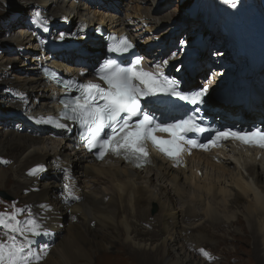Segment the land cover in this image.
<instances>
[{
	"label": "bare ground",
	"instance_id": "bare-ground-1",
	"mask_svg": "<svg viewBox=\"0 0 264 264\" xmlns=\"http://www.w3.org/2000/svg\"><path fill=\"white\" fill-rule=\"evenodd\" d=\"M165 1L131 0L137 8L135 11L140 12L139 16L147 17V23L152 24L144 31L139 30L137 36L152 29L159 34L157 39L166 35L173 36L168 24L176 9L161 11V6L168 5ZM27 2H35L31 10L34 13L42 10L45 14H52L57 10L64 19L67 17L66 30L71 29L69 24L79 18L81 36L80 39L76 38L80 42L79 47H73L75 41L72 37L67 38V43L46 41L45 45L51 49L45 48L43 51V48L34 46L44 56L35 55L31 60L40 68L45 62L48 66L75 75L97 61L98 56L94 51L100 49L99 43L103 41L97 35L98 30H117L122 27L126 18H135V11L133 14L129 11L124 18L117 17L114 13L119 7L113 2L106 4L107 11L113 12L105 14L98 11V17L94 14L89 18L85 15V8L88 9L89 5L80 3V0H26ZM237 2L233 10L222 8L216 0H196L192 7L200 13L207 26H220L221 33L228 34L227 43L231 50L228 58L238 61L243 55L242 47L249 53H263L261 55L264 58V42L259 43L255 34L239 43V49L233 46L236 39L245 38L247 34L245 22L241 18L244 13L241 7L246 8L256 3L255 0ZM126 10H130V7ZM186 19H191L188 13H185L184 20ZM247 23L250 24L251 20L248 19ZM90 28L91 32H88ZM14 33L18 35H13L11 42L15 41L16 47L21 50L29 46L34 38V33L24 28H19ZM194 33V37L189 38L191 45L202 38L203 30L199 31V37L196 36L198 33ZM91 35L97 38L93 39ZM149 44L154 42L146 38L138 47L149 55L152 52ZM165 46L161 45L160 53L163 56L170 52ZM200 46L202 50L205 48V45ZM59 48L63 50V54H52V50ZM172 48H175V56L177 53L179 56L191 51L187 43L171 45L170 49ZM206 50L198 52L200 59L195 58V62H199L197 69L202 66ZM162 55L152 56L156 58L153 63L166 70L172 58L166 59L168 63L165 65ZM178 61L181 62L180 59ZM190 61L194 63V59L189 58L187 63V66L192 67L193 63L190 65ZM257 61L256 57L248 64L244 61L235 75H239L241 80L249 78L245 68L249 66L257 71ZM22 66L16 81L0 77L2 102L9 100L4 96L5 92H13L25 98L21 100L18 96L14 97L11 102L6 103L9 106L3 108L6 113L0 112V189L7 190L20 200V206L30 209L48 230L49 234L41 237L43 242H38V237L34 241L37 250L48 245L47 255L39 264H91L92 254L96 261L93 264H101L107 257H113L112 254L118 260L112 264H218L217 260L212 263L211 259L203 256L199 246L201 243L212 246L218 241H225V235L218 236L217 232L223 227H226L231 244L235 245L232 250H224L223 255L230 260L237 259L239 243L242 242L247 245L243 251L250 255L253 264H264V152L258 157L257 153L235 149L233 156L236 158L233 159L224 151L194 153L188 158L186 167L177 169L160 159H155L154 166L145 169H134L119 159H106L97 163L91 154H85L74 143L75 131L68 134L62 130H54L44 123H36L37 119L54 112L59 93L54 87L48 88L44 83L41 85L43 78L39 76L40 68L28 67V63H23ZM5 69L1 65L0 74ZM201 71L200 75L204 76L203 68ZM180 74L184 75L182 72ZM262 74L264 69L257 77ZM253 75L255 74L250 76ZM216 76V72H213L210 92L215 90L220 80ZM235 78L237 77H233ZM262 82L264 81H259ZM28 84L38 91L31 104L25 102L28 101V90L25 87ZM221 88H225V85L217 89ZM241 89L242 87L238 88L236 92ZM251 89L253 87H249L247 97L250 96ZM223 95L220 93L221 97ZM255 96L257 100H253L251 110L247 113L243 107L238 110L242 111V116L247 120L264 118V91L256 90ZM14 111H21L24 116L32 119L25 126V132L10 127L11 118H17V112L12 116ZM20 122L23 123L22 120ZM43 133L48 134L42 136ZM37 165H43V170L34 176L29 175V170ZM65 183L73 186L79 199H65ZM42 205L45 207H41ZM151 206L158 208V213L153 217L148 214ZM66 214L74 221L70 219L65 230L62 218ZM181 217H186L187 224L180 222ZM56 229L63 230V233L65 230L58 244L50 241ZM240 234L242 235L239 236ZM5 238V231L0 228V239ZM205 251L214 257L211 250Z\"/></svg>",
	"mask_w": 264,
	"mask_h": 264
},
{
	"label": "snow or ice",
	"instance_id": "snow-or-ice-1",
	"mask_svg": "<svg viewBox=\"0 0 264 264\" xmlns=\"http://www.w3.org/2000/svg\"><path fill=\"white\" fill-rule=\"evenodd\" d=\"M34 23H40L44 26V31L48 30L46 21L40 19L38 12ZM60 38L63 39V34ZM132 48L133 44L128 37L121 35L113 37L108 51L127 53ZM163 63L166 65L168 61ZM44 72L49 75L50 70L44 69ZM96 74L103 84L96 81L78 83L75 80H56L58 84L63 83L65 89H75L78 94L60 100L62 108L58 118L49 116L46 119H37L36 123L52 124L62 129L69 127L62 121L77 123L81 130L79 139L89 151L97 149V159H104L110 154L136 167L151 163L149 144L172 160L173 166H180L183 162L182 154L190 153L192 148L207 151L221 146L222 141H238L243 145L264 149V127L223 128L216 130L206 142L189 138V133L206 131L198 122L195 113L200 111L198 105L204 103L209 92L208 84L185 93L180 90V82L167 77L159 65L154 71L145 70L140 56L127 64L118 63L111 58L106 59L96 70ZM52 76L55 78L54 73ZM159 94H168L196 106L193 114L173 119L171 122L159 121L141 103L143 99ZM157 133H166L167 137ZM42 170L43 165H37L28 174L34 176ZM64 192L66 200L79 199L70 183L64 184ZM12 208L11 212H0V227L5 229L6 237L0 239V264H39L47 255L48 245L45 244L37 250L34 241L36 237L48 235V230L30 209L27 216L20 219L18 217L24 209L16 208L15 203ZM199 251L206 258H212L204 249Z\"/></svg>",
	"mask_w": 264,
	"mask_h": 264
},
{
	"label": "rangeland",
	"instance_id": "rangeland-1",
	"mask_svg": "<svg viewBox=\"0 0 264 264\" xmlns=\"http://www.w3.org/2000/svg\"><path fill=\"white\" fill-rule=\"evenodd\" d=\"M31 1H36V0H31ZM158 1H161V0H158ZM219 1H220L221 5L223 2H225L224 0H219ZM111 2H113V4H115V5H118L119 9L116 10V13H114V14L119 18H124L129 11L132 12L131 14H133L135 9H137L135 4L133 2H131V0H80V3H82V4L86 3L87 5H89L88 9L85 8L86 9L85 15L87 18L93 17L94 14L95 15L97 14L96 16L98 17V11L100 13L104 12L105 14H108V12H113L112 10L107 11L108 7L106 4H110ZM190 2L191 1L188 0L182 4L180 0H178V1L172 0L171 2H168V5L161 6V8H160L161 11L166 10V9L168 11L176 9V12L174 14L173 19H171L169 24H168V29H170L173 33L175 31H177L179 33L174 34L172 37H169L166 44L175 42L180 38L181 39L183 38L186 42L188 41V38H193L195 33L193 34L191 32L192 30H194L190 27L191 21L194 24V28H195L194 32L197 31L196 27H198V26L201 27L202 29H204V26L201 22L202 19L200 18V15H197V17L194 20L193 19L184 20L185 11L188 8V6L190 5ZM34 3L35 2H33V3L27 2L26 3V0H0V66L2 65V66L6 67V69L0 74L1 78L8 77V79H10L12 81H16L17 78L19 77V75L21 74L19 70L23 67L22 66L23 63H25V64L28 63V67L29 66H31V67L36 66L34 69L40 68V66L38 64H33V62L31 60L33 59L32 57L35 55H41V57H43L44 54H42V52H40L41 50L34 49V46H38L40 48H43V51H45L46 50L45 48H49L48 45H45L46 41H59V42L64 41L65 43H67L68 37H72L74 40L77 37L80 39L81 34H80V22H78L79 18H76L72 24H69V25H71V27H69L71 29L66 30L65 28H66V24L68 21L67 17H65V19H64L59 12H56L57 10L56 11L54 10L52 12V14H45L42 12V10L38 9V10H40L38 13L39 14L41 13L40 19L43 21H46V26L48 28L47 31H44V26H42L40 23H34V19L36 18V15H35L36 13L31 11L34 8V6H33ZM256 3L261 8L262 0H256ZM155 6H153V7H155ZM129 7H130V10L127 11L126 9ZM255 8H256V6L250 8L249 10H255ZM139 14H140V12H137V11L134 12V16H135L136 20L138 19ZM180 15L182 16L181 18H180ZM129 16H132V15H129ZM257 19H259V18H257ZM69 21H70V19H69ZM139 26L142 27V31H144V29H146V28H143L142 23H139ZM19 28H24V29L30 30L34 33L33 34L34 35L33 40L31 39V42L28 44L30 47L27 46L24 49L22 48L23 50L16 47L17 45L15 44V41L11 42V37L13 35L14 36L18 35L14 32ZM219 30L220 29H218V31ZM61 34H63V39L60 38ZM204 35L208 36L212 42H216L219 40V38H217L216 35L209 33L208 31H206ZM156 36L158 37L159 34L155 33V32H151V34L145 35V37L148 39L150 37H156ZM207 41H209V40H207ZM218 43H219V41L217 42V44ZM99 44H100L99 45L100 48H102L103 42L101 41ZM211 44H210V42H208V46L209 47L211 46V47L208 50L207 56H205L204 59L206 61H211L212 63H215V64L220 63V65H219L220 71H218L220 74L227 75V74L233 72V70L235 69V66H236L235 61L232 59H228V58H226V60H223L225 58V56H222L220 58L215 57L214 55L218 52L222 55L227 54V52L225 49H216ZM26 45H27V43H26ZM194 46H196V45H194ZM194 46H190V48H193ZM153 47H154L153 54H157L160 49L157 48L154 44H153ZM221 47L224 48L223 45H221ZM49 49H51V48H49ZM173 50H175V49H173ZM52 51H54L52 54H54V53L63 54V50L61 48L55 49ZM170 53H171V51L169 52V54ZM172 55H173V53H172ZM43 65H46L45 62H43ZM34 69H32V70H34ZM207 71L208 70H206V72ZM221 71L223 73H221ZM206 72H205V76H206ZM37 73H39V72H37ZM39 76H40V74H39ZM226 79H227V77H224L223 81H226ZM41 82H42L41 85H43V83H44L45 86H47L43 79L41 80ZM25 87H26V90H28V96H27L28 101H25V102L27 104H31L35 98V95L38 94V91H37V89H34L33 87H31L29 84L26 85ZM12 93L13 92H10L9 94H7L5 92L4 96L7 99H9L8 100L9 102H11L14 97L18 96V94L16 95V93H13V94ZM17 98L21 99V100L25 99L23 96L22 97L18 96ZM8 101H6L4 103L0 100V109L2 110L0 112H2L3 114L6 113V111H4L5 109H3V108H7L9 106V105L7 106V104H6ZM15 112H17V118L18 119L15 117H12L11 118L12 120L10 122L11 123L10 127L12 129L14 128V129L19 130V132H25L24 128H26L25 126L29 125V123L27 124L25 121H22L23 123L20 122L21 121L20 116L23 115L21 111L20 112L14 111L12 113V116H14ZM47 134L48 133H43L42 136L43 135L46 136ZM51 137H52V135H51ZM37 147L39 149V145ZM83 177H85L84 174H83ZM87 177H89V176H87ZM87 179H90V177ZM0 192L4 193L6 196V197H0V200H1L0 212H5V211L11 212L8 210H1V209H3L5 204L7 205V204L11 203V205L13 206V204L15 203L16 208L24 209V212L21 213L18 218L22 219L24 215L28 214L27 207H25L24 205L20 206L21 205L20 200L14 198V196H12L7 190H3V189L1 190L0 189ZM218 200H220V198ZM6 209H8V208H6ZM12 210H13V208H12ZM157 213H158V208L151 206L150 211L148 212L149 216L153 217ZM70 219H71L70 216L67 214L62 218V224H63L65 230L67 229L66 225H68V222H70ZM182 219H184V220H182ZM72 221H74V219ZM180 222H182L183 225L187 224L186 217H184V218L181 217ZM91 226L93 227V223L91 224ZM0 228L2 231H5V229H3L2 227H0ZM65 230L63 233V230L59 231L56 229L53 232V237L50 239V241L53 242L54 244H56V243L58 244L60 242V240L63 238V235L65 234ZM217 232L219 233L218 236L225 235L226 240L225 241H218L217 243H215L212 246L209 244H205V243H201L199 246V249H205V250L207 249L209 251L211 250L210 253L215 254L214 255L215 258L214 257L211 258L210 262H212V261L215 262L217 260L218 264H253V261L251 260L250 255L246 251H243L245 248H247V245L242 243V242L239 243L240 249L236 255L238 257L237 259H235V260L231 259L230 260L227 258L228 256H225V254L223 255L222 253L224 252V250H228V251L232 250L235 248V245L231 244L230 236H228L226 234V227L219 229ZM241 235L242 234H240L239 236H241ZM41 237L42 236L38 237V242L44 241V239L42 240ZM47 243H49V242H47ZM241 244H244V245H241ZM112 256L113 257H107L105 260H103L104 262L101 261L102 262L101 264H112V263H115V261L118 262V260H116V258L114 257L113 254H112ZM94 259H95V256L92 254V260L90 262L91 264L96 262ZM220 261H222V263H220ZM122 264H124V263H122Z\"/></svg>",
	"mask_w": 264,
	"mask_h": 264
},
{
	"label": "water",
	"instance_id": "water-1",
	"mask_svg": "<svg viewBox=\"0 0 264 264\" xmlns=\"http://www.w3.org/2000/svg\"><path fill=\"white\" fill-rule=\"evenodd\" d=\"M3 195V194H2Z\"/></svg>",
	"mask_w": 264,
	"mask_h": 264
}]
</instances>
